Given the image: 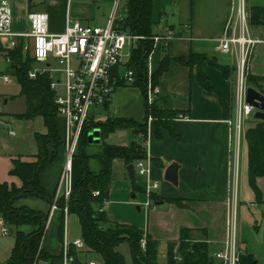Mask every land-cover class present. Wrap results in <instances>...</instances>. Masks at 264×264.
I'll use <instances>...</instances> for the list:
<instances>
[{
  "label": "crops",
  "instance_id": "obj_1",
  "mask_svg": "<svg viewBox=\"0 0 264 264\" xmlns=\"http://www.w3.org/2000/svg\"><path fill=\"white\" fill-rule=\"evenodd\" d=\"M10 1L14 15L13 28L18 34L30 32L27 16L32 11H39L37 10L39 8L43 9L40 11L47 12L50 16V32L63 33L66 28L69 7L74 1L77 8L73 13L69 12L71 18L80 20L85 25L101 27L94 24L96 14L92 10H99L101 7L97 6L104 3L111 4L114 9L115 2V0H46L45 3L39 5L37 0ZM253 6H264V0H153L156 35H163L168 29L175 34V38L165 45L170 57L187 59L191 53L205 54L218 65L235 69L233 76L227 79L219 69L208 63L203 65V72L209 78L214 89L213 92L205 91L200 86L197 80V68L191 70L181 64L174 63L161 77L157 87L160 90L159 98L167 102V105L164 104L163 107L180 112L189 111V115L180 114L172 122L174 134L171 129L162 127L159 129L161 138H157L154 123L148 125V139L145 148L151 159L150 178L159 184L153 194L164 201L153 202L146 192L134 195L127 166L122 161H115L113 173L115 167L121 165L124 179L121 183H114L112 180L109 202L104 209L107 221L109 224L133 226L142 230L159 243L158 253L160 246L165 245L166 262L164 264L167 263V246L171 242L179 241L182 228L193 230L194 236L197 238L201 235V238L207 239L211 257L223 251L227 239L229 209L233 200L238 213L240 249L244 253L252 255L255 264H260L261 250L259 249L264 248V178L258 180V186L263 194L260 203L256 201L255 196V201H251L248 207L241 206L240 193L237 191L241 165L240 157L238 164L236 162L234 131L238 115L236 91L240 48L233 47L230 54H225L220 49V41L225 35L227 24L231 18L234 19L233 30H235L236 36L241 35L242 25L238 20V10L240 7L244 8L247 16L246 36L256 41L249 62L248 77L251 75L264 77V26L251 27L249 25L250 9ZM22 19L26 23H21ZM106 25L102 27H106ZM0 41L5 47H10L7 40L0 39ZM25 41L29 42L28 39ZM161 48L162 44L158 45L153 54V72L158 68L162 57ZM6 76L9 77V82L6 83H10L11 77L14 78L10 74V65L6 55L0 52V81L5 82L4 77ZM0 97L3 98V107L5 106V108L11 106L17 98L12 93H0ZM221 99L231 109L229 118H225ZM134 101H136L135 104H133ZM0 103L2 105V101ZM142 104V94L138 88L119 87L115 91L110 108L113 109L114 118L141 121L144 114L137 107ZM110 108L108 109L110 110ZM7 111L0 110V149L4 148L5 154L11 157L10 172L13 159L21 158L26 162L33 161L37 154V145L35 150L30 140L32 135L34 140L35 132L32 133L34 121H22L16 118V114ZM60 121L62 122L61 119ZM255 121L250 118L244 124L249 122L251 123L249 126H252ZM123 131L129 130L117 132ZM11 132H14V135H11ZM46 132L47 129L41 133ZM132 134L134 135L133 132ZM135 137H137L135 141L140 140L139 136ZM100 143H102L101 137L97 144ZM130 144L120 146H129ZM48 149L50 159L54 153L53 145H50ZM65 161L66 153L62 146L58 149L55 161H49L41 175V184L51 195L57 192ZM173 163L179 165L178 186L165 180L166 171ZM10 178L8 183L21 185L17 178L12 176ZM138 185L145 191L146 179L144 182L141 179ZM35 199L37 198L24 199L18 203V206H28L37 210L34 208V202L38 204L40 201ZM168 200H181L182 205L168 202ZM50 208V205L46 204L37 211L49 214V212L51 213ZM62 215L63 211L57 209L50 216L49 223L52 221L53 229L49 240H47L50 227L48 223L43 241L44 249L54 256L64 252L65 244L69 247L75 245L74 243L78 240L82 241L79 218L75 215L64 214L65 239L64 243L60 242L59 227ZM71 219H73V224L77 228L79 227L78 232L71 231ZM124 245L128 244H123L118 248L122 255L121 248ZM128 249L130 253L129 245ZM78 250L82 252L80 254L82 264H104L100 255L89 252L86 247ZM66 264L71 263L67 261ZM157 264H160L159 260Z\"/></svg>",
  "mask_w": 264,
  "mask_h": 264
},
{
  "label": "trees",
  "instance_id": "obj_2",
  "mask_svg": "<svg viewBox=\"0 0 264 264\" xmlns=\"http://www.w3.org/2000/svg\"><path fill=\"white\" fill-rule=\"evenodd\" d=\"M123 19L116 24V30L132 36L143 38L138 41L132 50L128 70L134 72L133 87L141 90L144 96L146 122L134 119L109 118L106 122H95L93 118L87 123L76 157L81 163V174L74 184L73 193L68 203V214L79 218L82 241L87 250L102 257L104 264H126L124 256L118 251L123 244H128L134 264H157L159 243L142 230L127 225L109 224L104 209L109 202L110 188L113 180V167L115 161H122L127 167L135 165L138 161L147 158L145 143L148 139V117L154 119L157 138H161L159 129L172 128L173 121L180 114L189 115L164 108V99L159 97L149 105L147 102L148 60L155 49L154 37L155 22L153 19V0H125ZM249 25L251 27L264 26V6H253L250 9ZM26 41L19 38L13 48L5 47L0 41V52L10 59V74L17 80L22 89V95L27 101V111L24 115H17L20 120H34L41 118L47 129L46 133H35L34 140L37 145V154L31 162L21 158L12 160V169L9 175L17 178L21 185L15 183H0V215L11 229L15 237L14 247L10 258L5 264H65L64 252L58 256L49 254L43 247L50 215L43 211L34 210L28 206H18L24 199L33 197L43 200L48 205L54 202L56 194H49L41 184V175L49 162L50 145L54 147L52 159L57 158V152L63 146V133L59 126V117L55 104V92L51 89V80L48 75H41L37 79L29 78V72L35 67V61L28 52L24 51ZM166 43H162V57L158 68L153 72V84L158 86L161 77L169 67L178 63L191 70L197 68V80L200 86L208 92H213L209 78L203 72V65L219 69L225 78L229 79L235 69L218 65L205 54L191 53L185 58H172L167 53ZM249 87L264 94V77L249 76ZM129 86L125 81L118 82L119 87ZM221 106L225 118L230 117V107L221 99ZM105 108H110L107 105ZM63 128V126H62ZM95 129L101 131L103 141L100 153H88L89 134ZM129 130L140 140L132 142L129 146L111 145L106 139L117 131ZM63 132V131H62ZM245 142L248 148V178L249 184L258 203L262 202L263 194L258 186V180L264 178V121H255L245 131ZM95 160L99 169L93 170L90 163ZM133 194L145 192L139 185L136 174L131 176ZM98 193V194H96ZM151 201H164L155 194L150 195ZM168 202L182 205L181 200H168ZM64 198H60L59 206L65 208ZM205 234V233H204ZM206 237V236H205ZM65 221L64 213L59 227V240L64 243ZM146 242L145 249L142 242ZM82 252L75 245L67 250V261L71 264H82ZM166 264H221L209 252V244L205 238H197L194 231L182 228L178 242H171L167 246ZM240 264H255L254 257L244 253Z\"/></svg>",
  "mask_w": 264,
  "mask_h": 264
},
{
  "label": "built area",
  "instance_id": "obj_3",
  "mask_svg": "<svg viewBox=\"0 0 264 264\" xmlns=\"http://www.w3.org/2000/svg\"><path fill=\"white\" fill-rule=\"evenodd\" d=\"M122 0H115L114 10L106 27L89 26L80 20L70 17L66 19V28L63 33L50 32V16L47 12L32 11L28 14L30 32L18 34L14 31L13 9L10 0H0V39L8 41L11 48L17 45L19 38L28 39L24 51L28 52L35 61L36 67L29 72V78L37 79L41 75H48L51 80V89L55 92V104L59 119L63 122V147L66 161L59 179L55 195L56 201L65 200V215H68V203L74 190V162L79 150L84 129L92 117V109L105 108L112 102L117 90L118 82L125 81L128 85L135 82L134 72L127 70L122 76L120 67L125 57V50L130 43L137 44L143 38L132 36L116 30V24L123 19L120 10ZM238 20L242 25V33L236 36L233 30L234 19L227 24L225 35L221 39L220 49L230 54L233 47L240 48V63L238 66V86L236 91L238 115L235 125V156L238 164L240 157V143L243 139L244 123L256 112L255 108L246 103L247 80L249 62L252 49L256 41L246 36L245 23L247 20L245 9L238 10ZM175 38L173 31L168 29L163 35H156L153 39L155 49L148 60L147 102L152 105L160 96V90L153 84V54L162 43H168ZM10 64V59H7ZM9 82V77H4ZM0 103V109H1ZM148 125L154 122L152 116L148 117ZM14 135V132H11ZM136 172L146 179L145 192L150 197L159 184L151 180V159L147 158L135 164ZM98 194V193H96ZM234 201V200H233ZM231 202L229 219L227 222V239L225 249L214 255L221 264H240L244 252L240 249L238 239V213L235 202ZM51 208V215L57 210ZM105 209V208H104ZM101 209L100 212H103ZM11 229L0 215V239L8 237ZM78 249H84L83 241L75 243ZM146 242H142L145 249ZM68 245L65 244V264L67 263ZM94 264V263H91Z\"/></svg>",
  "mask_w": 264,
  "mask_h": 264
},
{
  "label": "rangeland",
  "instance_id": "obj_4",
  "mask_svg": "<svg viewBox=\"0 0 264 264\" xmlns=\"http://www.w3.org/2000/svg\"><path fill=\"white\" fill-rule=\"evenodd\" d=\"M26 2L28 0H25ZM37 4H42L45 3L46 0H37L36 1ZM76 3L75 1L72 2V5H70L69 7V12L72 11V13L75 11V8H77V6H75ZM101 7L99 10L93 9L92 11L95 12L96 17H95V25H99V26H105L106 25V21L108 18H110V16L113 13V7L111 6V4L108 3H104V4H100L97 7ZM125 7V0H122L121 2V6H120V10H122ZM13 9V8H12ZM37 10H43L42 8H39ZM91 10V8H90ZM70 15V14H69ZM14 17V15H13ZM25 19V18H24ZM21 20V23H26V19ZM108 22V21H107ZM94 26V25H92ZM134 47H136V44L130 43L128 45V47L125 50V57L123 59L122 62V66L120 67V73L123 76L125 74V72L128 70V64L131 60V56H132V50L134 49ZM127 87H131V88H135L132 85H129ZM140 90V89H139ZM141 92V90H140ZM0 93H12L15 94V96H17L16 101L9 106L8 108H5V106L3 107V98L0 97V101H2V106L1 109H4L7 112L10 113H14L17 115H24L26 112V101H25V97L22 95V89L20 84L17 82V80L15 78L11 77V81L10 83H6L4 81H0ZM142 94V93H141ZM115 95V93H114ZM113 95V98H114ZM142 99H143V104L142 105H138V110L142 111V113L144 114L143 119L139 122H146L147 120V114L145 111V102H144V96L142 94ZM136 101L133 102V104H135ZM135 107V106H134ZM113 109L110 108L109 109H104L101 107H95L92 109V117L94 119L95 122H106L109 118H114V112L112 111ZM252 120H254V115L251 117ZM25 122H28L27 120H22ZM30 121H34L33 124V128H32V133H41V132H45L46 128L44 123L42 122L41 118H36L34 120H30ZM251 125V123L247 122L246 124H244V131H243V140L240 143V165H241V175L239 176V180H238V184H237V191L240 193L239 199L241 201L240 205L241 206H245L248 207V204L250 205L251 201H255V195L253 193V191L250 188L249 182H248V174H247V167H248V148L247 145L245 143L244 140V134L245 131L247 129V127ZM59 126H60V130H61V134L63 131L62 128V122L59 120ZM15 130V129H14ZM16 131V130H15ZM8 132V131H7ZM20 135V133H19ZM137 137H135L132 132L130 131H123V132H115L114 134L110 135L107 139L106 142L108 144L111 145H123V144H130L131 142L135 141ZM31 145H34L33 147H35L36 150V144L33 140V135L31 136ZM102 143L100 144H90V146L88 147V153L90 155H94L97 153H100L102 150ZM2 149V148H1ZM0 149V150H1ZM49 161L54 162L55 160H53L52 158L49 159ZM11 162V157L9 155H6L4 152V148L2 149V152L0 151V182H9L10 181V176H9V164ZM122 163V162H121ZM91 167L93 170H98L99 169V165L98 163L93 160L90 163ZM123 165V164H122ZM122 166L121 165H117L115 167L114 173H113V182L114 183H121L124 179L123 175L124 172L123 170H121ZM81 174V163L79 161V159L76 157L75 158V162H74V182L76 183L78 178L80 177ZM136 176L138 179V182L145 181V178H142L138 175V173L136 172ZM234 187V185H233ZM36 201H40L37 203H35L34 201V205H35V209L39 210L42 207L46 206V202H44L43 200L40 199H35ZM59 201H56V199H54V202L50 205V207L52 208L53 205H56L58 210L63 211V213L65 214L64 210H62L59 206ZM40 203V204H39ZM50 208V211H51ZM136 211V210H135ZM50 215V212H49ZM74 221H76L74 219ZM52 221H50L49 223V230H48V235H47V240H49V237L51 235V231L53 229V224L51 223ZM77 222V221H76ZM73 219H71V231L72 232H78V228L77 226H75L73 224ZM201 238V235L200 237ZM15 243V237L13 234H10L8 237L2 238L0 239V264H5L7 262V260L10 257V254L12 253V248L14 246ZM260 264H264V248H260ZM121 251L123 253V255L125 256L126 259V264H133L132 258L130 256L129 253V249H128V245H124L121 248ZM158 260L160 264H164L166 262V246H160L159 248V253H158ZM39 264H43L42 262H40Z\"/></svg>",
  "mask_w": 264,
  "mask_h": 264
},
{
  "label": "water",
  "instance_id": "obj_5",
  "mask_svg": "<svg viewBox=\"0 0 264 264\" xmlns=\"http://www.w3.org/2000/svg\"><path fill=\"white\" fill-rule=\"evenodd\" d=\"M246 103L255 108L256 112L254 114V119L256 121H264V94L257 91L254 88L249 87L247 89L246 94ZM101 137V131L99 129H95L93 132L89 134V144L99 143ZM127 171L130 176L135 175V166L130 165L127 167ZM179 165L173 163L167 169L165 174V180L175 186L179 185Z\"/></svg>",
  "mask_w": 264,
  "mask_h": 264
}]
</instances>
